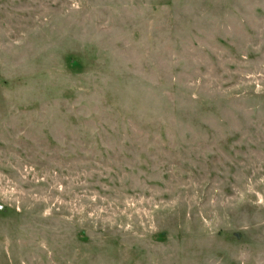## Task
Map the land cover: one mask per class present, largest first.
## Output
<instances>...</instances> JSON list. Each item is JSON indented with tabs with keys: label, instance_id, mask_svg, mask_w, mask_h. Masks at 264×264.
I'll list each match as a JSON object with an SVG mask.
<instances>
[{
	"label": "rangeland",
	"instance_id": "374dc122",
	"mask_svg": "<svg viewBox=\"0 0 264 264\" xmlns=\"http://www.w3.org/2000/svg\"><path fill=\"white\" fill-rule=\"evenodd\" d=\"M0 264H264V0H0Z\"/></svg>",
	"mask_w": 264,
	"mask_h": 264
}]
</instances>
